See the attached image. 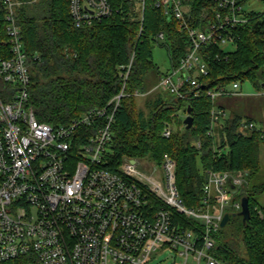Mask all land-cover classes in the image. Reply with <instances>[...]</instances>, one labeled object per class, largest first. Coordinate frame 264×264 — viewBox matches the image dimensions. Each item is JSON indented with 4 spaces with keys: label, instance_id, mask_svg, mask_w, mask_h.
I'll return each instance as SVG.
<instances>
[{
    "label": "built area",
    "instance_id": "1",
    "mask_svg": "<svg viewBox=\"0 0 264 264\" xmlns=\"http://www.w3.org/2000/svg\"><path fill=\"white\" fill-rule=\"evenodd\" d=\"M189 1L153 0L189 38L186 53L154 89L185 99L203 92L200 77L209 75L208 46L234 43V27L248 21L244 0H206L197 16ZM140 2L144 11L146 0ZM4 3L11 55L0 56V262L33 257L38 264H148L168 250L183 264H227L212 253L215 234L226 213L242 210V198L232 195L247 183L249 171H209L203 205L194 208L181 197L177 160L169 154L160 165L161 176L139 170V159L128 157L119 171L111 170L113 128L122 99L130 95L135 51L122 66L121 91L104 106L58 125L40 121L30 105L32 62L17 20L19 3ZM114 10L112 0H70L77 27L92 26ZM156 38L167 42L164 31ZM240 88L235 81L208 88L207 94L216 99ZM228 116L225 107L211 110L213 125ZM247 128L262 130L264 139L257 122H248ZM171 132L167 125L164 134ZM151 197L162 204L155 208ZM173 211L200 224L188 228L174 222Z\"/></svg>",
    "mask_w": 264,
    "mask_h": 264
},
{
    "label": "trees",
    "instance_id": "2",
    "mask_svg": "<svg viewBox=\"0 0 264 264\" xmlns=\"http://www.w3.org/2000/svg\"><path fill=\"white\" fill-rule=\"evenodd\" d=\"M18 24L24 45L31 56L30 105L36 117L58 125L81 116L91 108L104 106L122 89V66L135 58L127 81L130 95L117 111L108 166L119 171L124 160L149 159L162 164L165 154L177 160V183L185 203L198 208L204 201V184L211 170H248L247 189L250 219L231 213L229 222L215 234L212 253L227 264H264V206L253 196L264 192V184L251 179L261 169L262 130L246 132L250 118L229 114L216 125L211 110L216 99L208 88L228 86L249 80L264 90V13L244 12L248 21L234 27L236 47L208 46L209 75L201 76L203 92L192 99L154 89L164 74L154 61V47L168 49L172 67L186 53L189 38L174 17L165 15L153 0H112L111 16L92 26L77 27L70 13V0H15ZM246 0H244L245 3ZM192 15H198L206 0H190ZM7 7L0 0V56L10 57L6 19ZM198 22V21H196ZM164 31L167 42L157 40ZM136 90L145 92L146 108L139 105ZM192 106L194 123L187 128L179 112ZM146 109V110H145ZM171 126L170 136L164 134ZM212 129V133H210ZM150 160V159H149ZM240 196L241 190L238 192ZM155 208L160 201L151 197ZM261 211V213H260ZM174 222L188 228L200 224L173 211ZM231 224V228L227 227ZM0 264H38L33 257L2 261Z\"/></svg>",
    "mask_w": 264,
    "mask_h": 264
},
{
    "label": "rangeland",
    "instance_id": "3",
    "mask_svg": "<svg viewBox=\"0 0 264 264\" xmlns=\"http://www.w3.org/2000/svg\"><path fill=\"white\" fill-rule=\"evenodd\" d=\"M245 9L247 11H257L264 13V0H246ZM235 45L229 43L226 45L227 50H234ZM154 61L159 65L160 72L166 73L169 72L172 68L171 59L168 54V49L164 45L157 44L154 47ZM157 85V84H156ZM2 95L6 100L8 94L6 91L2 90ZM167 92V91H166ZM147 98L142 96L139 97L138 103L141 107L146 108ZM217 107H225L229 114L235 113L241 115L245 120L250 118L254 119L257 124L264 128V90L260 91L255 88L249 80L241 82L240 92L232 94H220L216 98ZM147 109V108H146ZM145 109V110H146ZM187 113L184 111L179 112L180 119H185ZM251 129H246V132L249 133ZM150 160L139 159V170L145 171L149 174L160 175L162 170L160 168L161 164L155 163L151 158ZM160 172V174H159ZM251 184L261 185L264 184V143L261 145V169L259 174L251 179ZM236 200H240L242 196L238 193L232 195ZM261 205L264 206V192L257 193L253 196ZM233 213L234 211L231 210ZM231 228V224L227 229ZM184 259L176 255L174 251H164L163 253L157 255L153 260L148 264H183ZM204 264V263H202Z\"/></svg>",
    "mask_w": 264,
    "mask_h": 264
},
{
    "label": "water",
    "instance_id": "4",
    "mask_svg": "<svg viewBox=\"0 0 264 264\" xmlns=\"http://www.w3.org/2000/svg\"><path fill=\"white\" fill-rule=\"evenodd\" d=\"M188 113L186 118L184 119V123L186 124L187 128H191L194 123V116L192 115V106L188 105ZM135 161V160H132ZM241 194L243 195L241 201H242V210L238 213L239 215L243 216L244 221H247L250 219L251 216V210H250V199L247 195V189H241ZM231 213H226L223 221L221 222V226L224 227L230 220Z\"/></svg>",
    "mask_w": 264,
    "mask_h": 264
}]
</instances>
